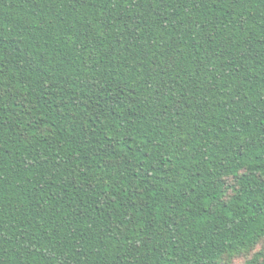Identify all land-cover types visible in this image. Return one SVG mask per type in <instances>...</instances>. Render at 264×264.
<instances>
[{"label": "trees", "instance_id": "1", "mask_svg": "<svg viewBox=\"0 0 264 264\" xmlns=\"http://www.w3.org/2000/svg\"><path fill=\"white\" fill-rule=\"evenodd\" d=\"M264 0H0V264H264Z\"/></svg>", "mask_w": 264, "mask_h": 264}, {"label": "snow or ice", "instance_id": "2", "mask_svg": "<svg viewBox=\"0 0 264 264\" xmlns=\"http://www.w3.org/2000/svg\"><path fill=\"white\" fill-rule=\"evenodd\" d=\"M261 247H264V242L261 243Z\"/></svg>", "mask_w": 264, "mask_h": 264}]
</instances>
